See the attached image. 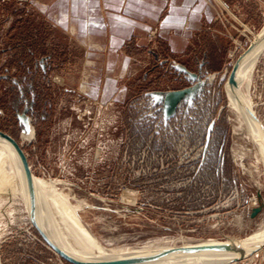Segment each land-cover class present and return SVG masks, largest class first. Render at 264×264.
<instances>
[{
	"label": "rangeland",
	"instance_id": "obj_1",
	"mask_svg": "<svg viewBox=\"0 0 264 264\" xmlns=\"http://www.w3.org/2000/svg\"><path fill=\"white\" fill-rule=\"evenodd\" d=\"M124 1L133 23L120 25L102 0L96 13L81 0H0V130L103 247L262 230L264 164L224 83L264 26V0H203L197 22L180 25L165 23L183 0ZM199 2L176 13L195 20ZM252 64L239 86L264 129V45ZM187 86L194 93L163 118L158 94ZM18 192L0 206V264H69L42 241ZM225 264H264V244Z\"/></svg>",
	"mask_w": 264,
	"mask_h": 264
},
{
	"label": "bare ground",
	"instance_id": "obj_2",
	"mask_svg": "<svg viewBox=\"0 0 264 264\" xmlns=\"http://www.w3.org/2000/svg\"><path fill=\"white\" fill-rule=\"evenodd\" d=\"M251 42L253 43L252 47L243 54L238 62L235 71V85L230 86L227 81H225L224 87L230 103L243 116L246 124L245 127L248 128L246 129L250 132L249 135L252 136L251 139H254L253 141L257 142L258 156H260L264 164V129H262L259 123L251 117L244 107H242L241 104L245 105L248 110H251L250 101L245 94L246 91L243 92L241 90L243 88L239 86V83L241 82L240 80L245 78V71L246 73L248 72L249 67L253 65L252 63L255 55L264 45V26L255 35ZM24 120V134L29 137L32 135V127L26 119ZM254 153L257 154L256 152ZM31 176L35 199V221L49 239L69 255L81 260H101L135 257L160 250L159 248H149L146 246L136 249H131L129 246L128 248L103 247V245L85 228L81 219L75 213L76 211L68 205L65 194L60 191V194L55 196L52 191L50 192L51 187H49L46 181L36 179L32 174ZM18 190L25 205V209L27 210V216L29 219V197L19 157L12 145L5 138L0 136V206L4 203L7 204L6 201L13 198L14 193H17ZM50 196L57 204L54 203V207L49 204L48 198H50ZM45 198L47 205L49 206L48 208L44 202ZM14 199H16L15 196ZM229 241H231L230 243L233 242L241 245L250 244V247H257L255 250L258 251L264 244V228L246 236L245 238L226 240L224 242ZM214 242L217 241L207 240L184 245ZM244 246L242 245V247ZM241 257L242 256L238 254V252L199 251L192 254H169L154 261L134 264H225L228 261L241 259Z\"/></svg>",
	"mask_w": 264,
	"mask_h": 264
},
{
	"label": "water",
	"instance_id": "obj_3",
	"mask_svg": "<svg viewBox=\"0 0 264 264\" xmlns=\"http://www.w3.org/2000/svg\"><path fill=\"white\" fill-rule=\"evenodd\" d=\"M253 43L250 42L249 46L246 48V50L243 51L242 54L239 55V57L235 60L233 63L230 72L228 73V76L226 78V81L228 85L233 86L235 85V71L238 66V62L243 56V54L248 51L252 47ZM177 69L179 71H183L188 75V78L191 80L196 79V75L194 73H191L187 71L182 66H177ZM196 86H190V87H184L180 89L175 90H168L164 91L160 94H158L159 101L161 104V111L163 117L166 119L170 116H172L181 103L182 100H184L187 97H190L194 91ZM240 103V102H239ZM242 103V102H241ZM242 107L245 108V110L251 115L253 119H255L261 128L263 129L262 125L258 121V119L255 117V115L252 113V111L247 109L245 105L241 104ZM0 136L5 138L15 149L22 169L24 173L25 183L27 187V193L29 197V220L32 224V226L37 231L38 235L42 239V241L60 258H62L64 261L68 262L69 264H134V263H141V262H148V261H154L159 258H162L164 256H167L169 254H192L199 251H214V252H225V251H231V252H238L241 256H244L245 254H250L251 252L255 251L254 247H250V244H242L244 247H242L241 244L237 243H230L223 241H217L214 243H205V244H189V245H178V246H167L164 247L156 252L153 253H147L144 255H139L135 257H124V258H115V259H101V260H81L78 258H75L68 253H66L64 250H62L59 246H57L49 237L42 231V229L37 225L35 221V199H34V189H33V183H32V176L31 171L29 168V165L27 163V159L25 154L23 153L21 147L18 145V143L8 134L0 130ZM258 210V208H255L253 210V213H255Z\"/></svg>",
	"mask_w": 264,
	"mask_h": 264
},
{
	"label": "crops",
	"instance_id": "obj_4",
	"mask_svg": "<svg viewBox=\"0 0 264 264\" xmlns=\"http://www.w3.org/2000/svg\"><path fill=\"white\" fill-rule=\"evenodd\" d=\"M133 2H137V4H135V6L137 7L138 4H140V0H132ZM167 0H161V2L165 3ZM191 1L192 0H183V4L180 3V1L178 2L179 6L175 7L174 11H173V14L171 13V15L168 17L167 19V22L165 23L166 25H180L181 23H184V22H187L188 24H192L193 22H197L196 21V18L203 14V12L205 13V7H206V4H204L205 2L203 0H200L201 2H199V4L197 5V7H194V11L192 12V16L195 17V20H192V17L190 18V13H189V22L186 20V18L184 17V14H185V11L188 7L191 6ZM100 0H81L80 4L83 5V7L85 8V6L88 7V11H90L91 13L94 12L96 13L97 10L99 11L100 10ZM174 3V0L173 2ZM102 4H103V7L106 9L105 10V14L109 17V20L110 22L112 21V18H114V22L120 24V25H124L125 23H130L132 22L130 19L128 18H125L123 15H122V9L123 11L126 13L128 10V7L131 5L128 1H124V0H102ZM176 4V3H174ZM134 5L132 4V7ZM149 7L151 8H157L158 6L160 7L159 4H157V1L155 0H152L149 4H148ZM179 7V8H178ZM111 8H114L115 12L112 13L110 12ZM178 9H182L184 11V14L181 15V13H176V10ZM203 8V9H202ZM109 9V10H108ZM198 10H204V11H201L199 14H198ZM96 11V12H95ZM128 12H131V11H128ZM133 13V12H132ZM144 13L143 11H136L134 12L133 14L136 15V16H144ZM183 13V12H182ZM151 15V14H150ZM198 15V16H197ZM154 15H152L153 17ZM172 18V20H171ZM202 18V17H201ZM172 22V23H170ZM133 23V22H132ZM126 27H127V24H126Z\"/></svg>",
	"mask_w": 264,
	"mask_h": 264
},
{
	"label": "flooded vegetation",
	"instance_id": "obj_5",
	"mask_svg": "<svg viewBox=\"0 0 264 264\" xmlns=\"http://www.w3.org/2000/svg\"><path fill=\"white\" fill-rule=\"evenodd\" d=\"M186 69V68H185ZM187 70V69H186ZM187 71H189V70H187ZM181 72H183V71H181ZM190 72V71H189ZM183 73H185V72H183ZM191 73H193V72H191ZM186 74V73H185ZM195 75H196V79H194V80H192V81H195V80H198V77H199V75L198 74H196V73H194ZM186 77L188 78V75L186 74ZM189 79V78H188ZM191 80V79H190ZM187 87H190V86H187ZM181 104V103H180ZM160 110H161V104H160ZM175 113V112H174ZM161 115H162V111H161ZM162 117H163V115H162ZM164 118V117H163ZM169 118V117H168ZM168 118H166V119H168ZM32 135H33V131H32ZM31 135V136H32ZM31 136H29V138L31 137Z\"/></svg>",
	"mask_w": 264,
	"mask_h": 264
}]
</instances>
